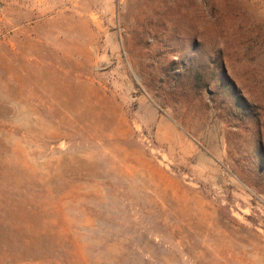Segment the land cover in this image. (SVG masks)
<instances>
[{"label": "rangeland", "instance_id": "374dc122", "mask_svg": "<svg viewBox=\"0 0 264 264\" xmlns=\"http://www.w3.org/2000/svg\"><path fill=\"white\" fill-rule=\"evenodd\" d=\"M0 264H264V0H0Z\"/></svg>", "mask_w": 264, "mask_h": 264}]
</instances>
